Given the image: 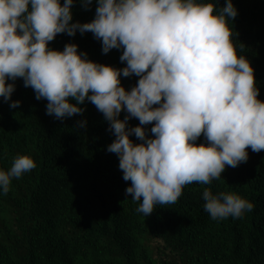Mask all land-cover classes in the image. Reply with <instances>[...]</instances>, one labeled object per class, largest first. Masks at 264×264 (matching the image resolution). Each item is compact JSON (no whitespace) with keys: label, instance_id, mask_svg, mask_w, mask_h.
I'll return each mask as SVG.
<instances>
[{"label":"clouds","instance_id":"obj_1","mask_svg":"<svg viewBox=\"0 0 264 264\" xmlns=\"http://www.w3.org/2000/svg\"><path fill=\"white\" fill-rule=\"evenodd\" d=\"M77 3L88 10L93 0H0V97L8 103L20 78L58 120L93 104L114 136L106 150L131 182L125 194L141 201L137 212L147 217L155 205L176 202L185 185H211L226 167L246 162L249 148L264 150V101L245 45L235 39L233 0H95L94 17L83 23L73 20ZM77 32H91L104 54L121 50L125 66L93 61L76 43L62 50L49 44ZM131 76L138 80L126 89L121 77ZM35 167L30 156L17 155L0 169V192ZM201 198L213 220L254 208L211 187Z\"/></svg>","mask_w":264,"mask_h":264},{"label":"trees","instance_id":"obj_2","mask_svg":"<svg viewBox=\"0 0 264 264\" xmlns=\"http://www.w3.org/2000/svg\"><path fill=\"white\" fill-rule=\"evenodd\" d=\"M233 4L235 39L245 45L264 101V0ZM95 6V0L88 10L75 4L73 20L90 21ZM69 42L93 61L125 66L121 50L102 53L91 32L57 34L49 44L62 50ZM137 80L121 77L126 89ZM15 84L8 103L0 97V169L17 155L30 156L36 167L13 178L7 194L0 192V264H264V150L249 148L246 162L226 167L211 185H185L176 202L157 204L146 217L136 211L141 201L125 194L131 182L123 180L117 155L106 150L114 136L102 113L85 102L82 114L58 120L22 79ZM11 100L21 103L10 108ZM81 119L85 128L76 125ZM204 187L235 192L254 208L213 220L203 208Z\"/></svg>","mask_w":264,"mask_h":264}]
</instances>
